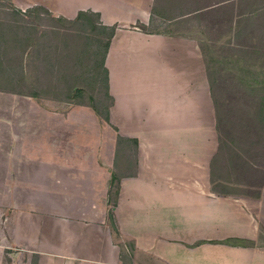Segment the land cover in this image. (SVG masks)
<instances>
[{"label": "crops", "instance_id": "crops-1", "mask_svg": "<svg viewBox=\"0 0 264 264\" xmlns=\"http://www.w3.org/2000/svg\"><path fill=\"white\" fill-rule=\"evenodd\" d=\"M8 1L58 19L94 14L116 33L105 112L0 91V264H264V187L212 173L202 38L179 25L197 11L160 6L180 0Z\"/></svg>", "mask_w": 264, "mask_h": 264}, {"label": "rangeland", "instance_id": "rangeland-1", "mask_svg": "<svg viewBox=\"0 0 264 264\" xmlns=\"http://www.w3.org/2000/svg\"><path fill=\"white\" fill-rule=\"evenodd\" d=\"M160 6L198 13L179 25L192 34L196 29L202 38L216 97V125L208 118L203 132L204 138L219 141L212 160L214 177L232 185L264 187V0H180ZM21 13L0 0V91L73 98L105 112L111 99L102 63L112 28L103 27L95 15L58 19L39 7ZM238 59L239 69L256 66L260 76L251 83L258 88L240 84L244 75L234 66Z\"/></svg>", "mask_w": 264, "mask_h": 264}, {"label": "trees", "instance_id": "trees-1", "mask_svg": "<svg viewBox=\"0 0 264 264\" xmlns=\"http://www.w3.org/2000/svg\"><path fill=\"white\" fill-rule=\"evenodd\" d=\"M18 13H20L19 11H18ZM27 13V12H26ZM24 14L25 13H21V15L22 16H24ZM88 15H94V14H90V13H80L79 14V16L75 19V20H79V19H83V18H85L86 16H88ZM96 16V15H95ZM98 17V16H97ZM99 18V17H98ZM100 24H101V22H100ZM102 25V24H101ZM92 27H93V25H91ZM103 26V25H102ZM103 27H105V28H112L111 29V34H110V36H109V41H108V43H107V45H106V49H105V52H104V58H103V69H104V59H105V56H106V53H107V51H108V49H109V46H110V42H111V40H112V38L114 37V35H115V33H116V27L114 26V27H106V26H103ZM202 44H203V42H202ZM203 52H204V50H203ZM239 59L238 60H236L235 62H234V66L235 67H239L238 65H239ZM256 66L254 65V64H251L250 66H247V67H245V66H241L240 67V69L238 68V73L239 74H241V75H244V76H241L239 79H240V84L241 85H244L247 89H254V88H258L259 86L258 85H256V84H253V83H251V82H256V81H254V77L256 76V75H258V77L260 76V74H259V72L257 71V69L255 68ZM253 71V72H252ZM104 72H105V75H106V88H107V93H108V72H107V70L106 69H104ZM253 73V74H252ZM264 77V76H263ZM264 84V83H263ZM263 84H261V85H263ZM211 87H213L212 86V84H211ZM214 91H213V89H212V93H213ZM109 96V95H108ZM110 97V96H109ZM110 99H111V97H110ZM213 100H214V103L216 104V97H215V95H214V93H213ZM216 106H217V104H216Z\"/></svg>", "mask_w": 264, "mask_h": 264}]
</instances>
